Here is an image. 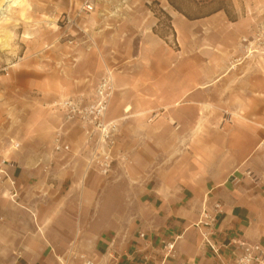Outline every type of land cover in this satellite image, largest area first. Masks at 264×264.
<instances>
[{"label": "crops", "instance_id": "obj_1", "mask_svg": "<svg viewBox=\"0 0 264 264\" xmlns=\"http://www.w3.org/2000/svg\"><path fill=\"white\" fill-rule=\"evenodd\" d=\"M86 1L94 3L93 11L82 10ZM59 2L51 0L50 13L60 9ZM254 2L262 0L235 7L242 12ZM65 3L95 20V28L90 26L95 35L108 32L118 45L137 40L136 60L206 65H198L197 75L171 70L132 75L129 85L117 87L129 96L112 104L118 113L107 119L130 126L126 140L132 144L129 152L121 146L112 151L128 155L132 166L117 163L114 179L100 185L84 177L94 167L87 168L90 149L81 147L82 123L65 114L60 119L56 109L42 117H17L18 105L34 99L35 88L46 87L39 71L21 65L13 75L22 82L10 78L7 91L0 81V161L9 162L8 178L0 182V264H60L70 250L96 264H234L243 249L231 239L264 246V59L256 55L249 65L243 58L246 66L237 69L232 61L242 44L238 28L254 26L249 16L242 12L233 20L220 10L192 20L169 0ZM153 3L171 16L176 49L156 32ZM242 33L249 35L248 29ZM164 48L170 52L163 55ZM210 64L213 73L206 70ZM58 135L66 149L56 150ZM216 203L221 210L212 239L220 255L199 224L204 211L214 214ZM168 242L175 249L166 257Z\"/></svg>", "mask_w": 264, "mask_h": 264}, {"label": "rangeland", "instance_id": "obj_2", "mask_svg": "<svg viewBox=\"0 0 264 264\" xmlns=\"http://www.w3.org/2000/svg\"><path fill=\"white\" fill-rule=\"evenodd\" d=\"M83 1L81 0V3ZM173 1L185 13L186 17L192 20L208 16V13L221 3L229 11L233 20L242 17L243 12V16H249V21L254 26L249 28L241 26L238 28L237 32L240 35L239 38L242 44L239 53L232 60L233 69L240 68L243 65L246 66L247 61H243V58L250 59L249 65L256 63V60H253L256 55L264 59V0L259 4L254 2L252 4L254 6V8L252 7L253 10L242 6V12L237 11L236 2L239 5H246L245 1L247 0ZM50 2L51 0H44V3L40 4L39 0H8L4 7L0 9V75L5 74L4 78L0 80L2 85L7 91L10 78L20 84L22 79L13 74L15 71H20L22 66L32 67L39 71L38 73L43 76L46 85L45 88L34 89L32 93L34 99L24 100V103L18 105V118H25L27 115L42 117L48 111L52 113V110L56 109V116L62 119L64 114L66 117V112L55 103L66 98H79L82 99L83 103L92 102L96 97L95 90L98 84L103 78L108 77L113 85V93L110 97L106 121L111 122L114 120H108L107 117L119 109L118 105H115L112 109V104L118 103L117 99H124V97L129 96L128 94L117 93V87L129 85V77H132V75L143 76L145 73L150 72L152 74L161 70L191 71L197 75L198 72L202 71L198 65H206L203 62H191L176 67L175 62L171 60L166 63L136 60L134 55L138 51L137 40L126 45H118L113 42L108 32L101 36L99 34L95 35L96 31H92L90 28L91 24L95 28V20H90L87 15H84L85 13L81 14L71 10L70 7L66 6L65 0H60V9H55L53 10L55 13H50L49 11L53 9ZM90 3L94 5L92 2ZM42 6H45L48 12L39 14L38 8ZM151 9L158 19L155 27L156 32L164 36L170 42V45L176 49V36L171 16L158 3H153ZM67 16L71 18V22L67 21ZM245 19L248 21V18ZM246 29H248L249 35L242 36V32ZM237 32H234V37H236ZM95 37L99 42L95 43ZM210 50L211 48L205 47L204 53L210 54ZM169 52L164 48L162 53L165 55ZM23 57H26L23 60L24 63L20 64V58ZM228 64L231 66L232 62ZM214 69L213 64L206 67V70L210 73H213ZM49 73L52 75L51 79H49ZM89 87L94 90L89 89ZM10 96L12 95L6 93V100L11 98ZM115 98L116 100H114ZM115 123L117 126L111 131L112 142H109L108 149L106 148L105 151L110 153L113 159L111 171L104 175L93 169L86 174L88 176H84L96 178L95 181L97 180L98 185L101 182L107 183L114 179L112 171L117 163L132 166L128 155L112 151L115 146H121L122 149L129 152L128 146L132 142H128L126 139H128L127 135L131 132V127L120 125L116 120ZM73 134L72 140H75V133ZM83 136L81 137L82 143L80 142L81 147L84 146L90 149L87 160L88 165L95 148H97V134L90 141L87 140L86 134L85 137ZM75 147L71 146L68 152L71 153V149L73 150ZM92 173H94L93 176H91ZM89 199L94 201L95 193L90 194ZM107 208L109 211L112 210L110 203Z\"/></svg>", "mask_w": 264, "mask_h": 264}, {"label": "built area", "instance_id": "obj_3", "mask_svg": "<svg viewBox=\"0 0 264 264\" xmlns=\"http://www.w3.org/2000/svg\"><path fill=\"white\" fill-rule=\"evenodd\" d=\"M94 5L86 1L83 5L82 10L86 12L93 11ZM67 21L71 22V18L67 16ZM95 99L89 103H83L82 99H71L66 98L55 103L58 107L66 112V118L69 121H76L83 124L85 133L87 135V140H93L94 136L97 134V148H95L89 162L88 169L94 167L100 174H108L111 171V165L113 162L110 153L105 152L108 149L109 142H112L111 131L116 128L115 121H106V114L109 107L110 97L113 93V85L110 78H103V80L98 84L95 90ZM66 149L64 144L61 143V135L56 138V150L60 151ZM107 148V149H106ZM9 162L6 160L0 161V182H3L8 178V172L6 166ZM5 177V179H4ZM14 183L13 181H11ZM11 197H15L16 194L9 192ZM221 210V204L216 203L214 214L209 211H204L199 224L206 231L203 232L205 235V240L209 243L214 252L220 255V250L217 248L212 237L217 233L215 224L217 222V214ZM3 221V217L0 216V223ZM142 236H144L142 234ZM230 244L238 245L243 249V253L236 257L234 264H264V246L259 243H249L246 241H241L238 239H231ZM166 251V257L172 256L174 254L175 244L166 243L163 246ZM71 261V262H70ZM96 264L94 260L88 258L85 254H79L74 250H70L68 259H60V264Z\"/></svg>", "mask_w": 264, "mask_h": 264}, {"label": "trees", "instance_id": "obj_4", "mask_svg": "<svg viewBox=\"0 0 264 264\" xmlns=\"http://www.w3.org/2000/svg\"><path fill=\"white\" fill-rule=\"evenodd\" d=\"M169 2L171 3V5H173L176 9L182 11L181 9H179V7L174 3L173 0H169ZM220 10H225L226 13L228 14V16L231 18V15L229 14V11L224 7L223 3H221L219 6L215 7L214 9H212V11L210 13H208L209 15L210 14H213L217 11H220ZM165 13V12H164Z\"/></svg>", "mask_w": 264, "mask_h": 264}, {"label": "bare ground", "instance_id": "obj_5", "mask_svg": "<svg viewBox=\"0 0 264 264\" xmlns=\"http://www.w3.org/2000/svg\"><path fill=\"white\" fill-rule=\"evenodd\" d=\"M8 0H1L0 1V9H2L5 5V3L7 2Z\"/></svg>", "mask_w": 264, "mask_h": 264}, {"label": "water", "instance_id": "obj_6", "mask_svg": "<svg viewBox=\"0 0 264 264\" xmlns=\"http://www.w3.org/2000/svg\"><path fill=\"white\" fill-rule=\"evenodd\" d=\"M1 1V0H0Z\"/></svg>", "mask_w": 264, "mask_h": 264}]
</instances>
